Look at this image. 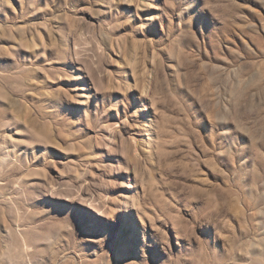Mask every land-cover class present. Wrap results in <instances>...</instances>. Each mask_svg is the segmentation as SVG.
<instances>
[{
  "label": "rangeland",
  "instance_id": "rangeland-1",
  "mask_svg": "<svg viewBox=\"0 0 264 264\" xmlns=\"http://www.w3.org/2000/svg\"><path fill=\"white\" fill-rule=\"evenodd\" d=\"M0 264H264V0H0Z\"/></svg>",
  "mask_w": 264,
  "mask_h": 264
}]
</instances>
